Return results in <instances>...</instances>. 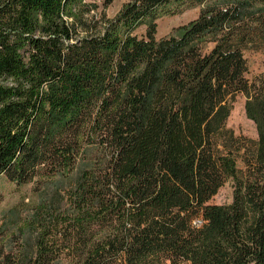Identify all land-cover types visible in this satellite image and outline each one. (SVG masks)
Returning a JSON list of instances; mask_svg holds the SVG:
<instances>
[{
	"label": "trees",
	"instance_id": "16d2710c",
	"mask_svg": "<svg viewBox=\"0 0 264 264\" xmlns=\"http://www.w3.org/2000/svg\"><path fill=\"white\" fill-rule=\"evenodd\" d=\"M99 8L0 0V178L39 198L0 219V264H264V0ZM239 94L256 139L227 127Z\"/></svg>",
	"mask_w": 264,
	"mask_h": 264
},
{
	"label": "rangeland",
	"instance_id": "374dc122",
	"mask_svg": "<svg viewBox=\"0 0 264 264\" xmlns=\"http://www.w3.org/2000/svg\"><path fill=\"white\" fill-rule=\"evenodd\" d=\"M87 2L97 3L99 11H103L108 17H114L123 4L129 0H114L107 8L103 7L104 0H86ZM200 13L198 6H182L178 11L165 14L158 19L157 37L162 38L169 36L175 28L186 24L197 18ZM145 27L138 29L137 33L145 35ZM244 56L247 60L248 73L247 77L251 80L264 73V46L250 47L245 50ZM246 98L243 94H239L234 103L233 108L227 119V127L234 130L236 135H242L248 138H257V129L255 123L250 120L245 112ZM233 198V183L226 182L218 191V193L210 200L212 204H227ZM39 198L34 190V184L19 186L7 177L0 178V219H18L21 221L26 215L25 210L38 202ZM15 214V215H14ZM14 215L15 218L11 217ZM15 221L10 224L9 232H14Z\"/></svg>",
	"mask_w": 264,
	"mask_h": 264
}]
</instances>
